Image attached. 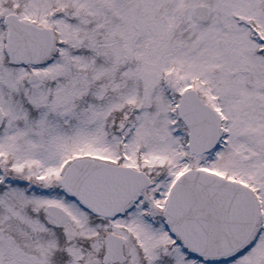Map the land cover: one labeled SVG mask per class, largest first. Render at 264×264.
Masks as SVG:
<instances>
[{
	"label": "snow or ice",
	"instance_id": "6c2138e0",
	"mask_svg": "<svg viewBox=\"0 0 264 264\" xmlns=\"http://www.w3.org/2000/svg\"><path fill=\"white\" fill-rule=\"evenodd\" d=\"M0 264H264V0H0Z\"/></svg>",
	"mask_w": 264,
	"mask_h": 264
}]
</instances>
